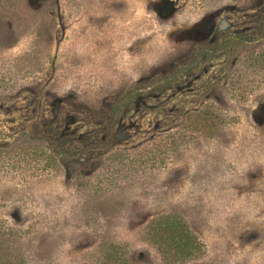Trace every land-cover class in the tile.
Segmentation results:
<instances>
[{
	"label": "rangeland",
	"instance_id": "1",
	"mask_svg": "<svg viewBox=\"0 0 264 264\" xmlns=\"http://www.w3.org/2000/svg\"><path fill=\"white\" fill-rule=\"evenodd\" d=\"M108 245L264 264V0H0V264Z\"/></svg>",
	"mask_w": 264,
	"mask_h": 264
},
{
	"label": "trees",
	"instance_id": "2",
	"mask_svg": "<svg viewBox=\"0 0 264 264\" xmlns=\"http://www.w3.org/2000/svg\"><path fill=\"white\" fill-rule=\"evenodd\" d=\"M226 79L222 76H212L211 82H214L213 86H215V88H224L223 85H225L224 82ZM204 88L206 89L207 87ZM166 93L167 92H161V94ZM186 229L181 226V223L178 224V221L173 215H165L150 222L148 226V236L150 238L149 240L154 243L153 245L157 247L167 259L168 257L174 258L177 255H181L183 256L181 258L186 260L189 258V250L193 248L194 244L192 233ZM103 250L102 259L99 260V264H135L131 262L129 256L127 257L125 250L120 247L108 245L103 247Z\"/></svg>",
	"mask_w": 264,
	"mask_h": 264
}]
</instances>
